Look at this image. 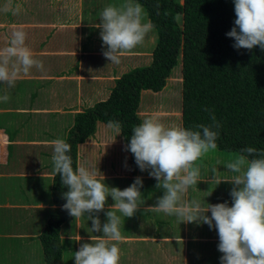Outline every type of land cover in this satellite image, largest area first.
Here are the masks:
<instances>
[{
    "label": "crops",
    "instance_id": "1",
    "mask_svg": "<svg viewBox=\"0 0 264 264\" xmlns=\"http://www.w3.org/2000/svg\"><path fill=\"white\" fill-rule=\"evenodd\" d=\"M50 1L12 0L13 7L16 4L22 6L19 15L0 10V48L7 45L11 32L22 26L27 32V46L36 58L43 60L45 57L44 70L33 68L29 74H22L14 88L0 82V97L5 94L10 97L7 102L0 100V264H45L40 234L55 208L51 192L55 173L50 142L57 138L65 140L72 126L71 114L73 123L77 111L105 100L114 86L115 78L134 67L149 64L157 38L154 29L149 34L148 42L125 53L119 64H113L103 59L105 46L100 37L101 29L96 27L100 20L89 23L80 17L84 12L88 13L89 2L55 0L51 5ZM6 3L7 0H0V9ZM92 31L94 36L91 39ZM83 40L90 41L88 46ZM91 43L94 44L92 48ZM141 56H145V62L140 63ZM98 57L99 65L109 64L108 68L99 72L90 71L88 67L92 65V58ZM74 65V71L67 72V67ZM82 90L88 92L87 97H82ZM140 102L138 113L143 114L147 111L141 109ZM179 114L181 116V110ZM106 125L98 123L95 136L78 145L77 164L96 168L97 162L100 163L97 152L101 150L96 149L90 156L86 144L92 143L98 147L103 146L100 139L105 143L116 140L117 146L121 145L115 148L116 153L121 151L123 164L129 169L98 170L105 177V182L122 187L130 186L136 177H141L143 199L154 200L142 208L150 210L157 200L153 191L159 189L146 188L144 182L155 178L149 176L150 169L142 172L139 167L131 169L125 164L124 152L127 158L128 153L124 150L121 137ZM216 150L218 153L211 155L221 162L214 166L218 171L213 173V167H206L198 161L201 181L189 189L184 199H195L205 204L227 201L231 206L229 193L233 185L225 180H230L233 174L226 170L224 164L236 155ZM222 153L227 155L223 157ZM93 156L95 161H91ZM218 188L216 198L219 200H216L213 195ZM148 194L151 198H148ZM113 204L107 202L105 210H109ZM98 215L101 224L107 221V217L102 218V212ZM169 218V233H135L133 226L122 233L119 247L123 256L120 264H220L223 254L218 251L219 236L215 228L210 229L203 223H184L180 219L173 226L174 221L170 216L165 222L167 226ZM91 227L92 221L86 215L75 219L68 214L59 228L63 247L62 264H74V253L80 245L94 242L96 236L102 235V232H92ZM142 256L147 262H142Z\"/></svg>",
    "mask_w": 264,
    "mask_h": 264
},
{
    "label": "clouds",
    "instance_id": "2",
    "mask_svg": "<svg viewBox=\"0 0 264 264\" xmlns=\"http://www.w3.org/2000/svg\"><path fill=\"white\" fill-rule=\"evenodd\" d=\"M0 10L19 15L22 6L13 7L12 0H7ZM234 11V26L226 33L234 39L233 47L252 50L259 46L264 51V0H234ZM144 16L143 6L132 0L104 7L96 27L101 29L103 56L107 60L119 64L125 53L145 42L155 25ZM26 41L27 32L21 26L11 32L7 45L0 48V82L9 88H14L17 79L33 68L44 70L43 61L36 58ZM9 99L7 94L0 97L3 102ZM210 120L207 126L200 124L189 129L180 125L165 126L157 118H146L133 127L130 143L124 150L133 154L140 171L150 169L149 176L157 181L155 187L163 189V195L150 207L151 211L176 216L184 223H203L210 229L215 228L219 236L218 251L223 254L220 264H264V150L245 147L224 164L233 174L230 180H225L233 185L229 193L231 206L227 201L205 204L184 199L189 189L201 181V167L197 162L218 147L221 124L214 113L210 114ZM106 127L117 135L123 131L119 121L109 120ZM50 143L53 171L60 174L62 184L68 188L62 194L66 200L62 208L75 219L86 215L92 221L91 231L102 232L94 242L80 245L74 253V264H120L123 252L119 242L123 237L121 216L117 212L132 217L139 211L142 178L136 177L123 190L110 187L97 167L81 164L73 167L70 143L62 138ZM217 171L216 167L212 168L213 173ZM108 197L114 204L105 212L107 221L101 224L98 214L105 210Z\"/></svg>",
    "mask_w": 264,
    "mask_h": 264
},
{
    "label": "trees",
    "instance_id": "3",
    "mask_svg": "<svg viewBox=\"0 0 264 264\" xmlns=\"http://www.w3.org/2000/svg\"><path fill=\"white\" fill-rule=\"evenodd\" d=\"M155 25L156 43L149 64L134 67L115 78L108 97L77 111L65 141L77 166L78 145L95 136L98 123L119 121L125 146L138 113L143 90L160 91L180 62L181 126L209 125L210 114L220 122L217 149L240 154L245 147L264 150V51L235 49L226 35L236 19L234 0H135ZM207 108L208 111L204 109ZM128 159L137 168L130 151ZM68 188L54 174L51 192L55 204L40 234L45 264H62L60 225L68 212L62 194Z\"/></svg>",
    "mask_w": 264,
    "mask_h": 264
},
{
    "label": "rangeland",
    "instance_id": "4",
    "mask_svg": "<svg viewBox=\"0 0 264 264\" xmlns=\"http://www.w3.org/2000/svg\"><path fill=\"white\" fill-rule=\"evenodd\" d=\"M50 2H51V5H53L52 3L55 2V0H51ZM86 2H89L90 9H89L87 14H86V12H84L83 14L80 15V17L89 23H93L97 19L100 20L99 19L100 13L104 9L105 6H107L109 4L119 5L121 3L126 2V0H87ZM132 2L137 3L135 0H132ZM144 13H145L144 19L146 20L147 15H146L145 9H144ZM89 31H90V29H89ZM93 36H94V31H92V36H90V38L92 39ZM148 40H149V35L146 38L145 42H148ZM83 42L86 44V46H88V42H90V41H88V40L84 41L83 40ZM93 46H94V44L91 43L90 47L92 48ZM144 57L145 56H141L140 63H141V61L145 62ZM103 59L105 61L107 60L105 57H103ZM42 61H43V63H45V57H43ZM91 64H92L91 67H88V69L90 71H93V72H99L101 70H106L108 68V65H109V64L106 65L105 63H103L100 66L99 65L100 64L99 57L95 58V59L92 58ZM74 67H75V65L73 67H70V66L67 67L68 68L67 72H69V73L73 72ZM180 76H181L180 62H178V64L173 69L171 76L167 79L165 86L160 91L153 92L151 90H143L141 92L142 95H141L140 107L143 111H147V112H143V114H140L141 121H143L144 119L149 118V117H154V118L159 119L162 123H164L165 126H173V125H180L181 126V116L179 114V112L181 110V83H180L181 77ZM82 93H83V96H82L83 98L87 97V95H88L87 91L82 90ZM72 97L73 96H70V98H72ZM83 101H82V103H83ZM93 104L94 103H91L89 106H91ZM89 106H87V107H89ZM148 111L155 113V114H151ZM60 117L62 118L63 115H60ZM62 123H63V121H62ZM70 124H73L72 123V114H71V123ZM113 141L105 143L103 140L100 139V142L105 147H103V146L95 147L96 144H92V143L86 144V148H87L86 151L88 152L87 154L90 156H92V154H94L96 149H97V151L99 149L101 150V151L97 152V154L99 155L97 157V159L100 160V163L97 162V167H98V169L102 170V172H103V170L108 171L109 169H110L109 171H111V170L115 171L117 168H119L120 170H128L129 169L128 167H125L123 164V159L121 157V151L119 153H116L115 148H120L121 145L117 146L118 144L116 143V140H113ZM83 146H85V145H83ZM110 148H113L111 152H109ZM211 153L215 154L218 152H217V150H213V151L209 152L201 160V162L204 163V166H206V167H214L217 164V160H215L214 155H211ZM224 153H226V152H224ZM97 154H95V155L97 156ZM124 155H125L124 157H126L125 161H124L125 164H128V166L131 169H135V168H132L130 166L129 160L127 158V154L125 152H124ZM221 155L224 157L227 154L222 153ZM233 155H237V154H233ZM233 157H235V156H233ZM91 161H95V157L93 159H91ZM133 182H134V180L132 181V183ZM105 183L110 187H118L121 190L126 188V186L122 187V186H119L117 184H112V183H108V182H105ZM156 184H157V181L153 180L152 178L146 179V181L144 182V185L146 186V188H148V186L155 188ZM127 185H130V182H127ZM157 189H159V190L153 191V194H154L156 199L163 195V189H160V188H157ZM221 191H223V190H221ZM218 192H219V188L214 192V195H213L216 200H219V198H216V195L218 194ZM148 198H151V196L149 194H148ZM141 199H143V197ZM150 201H154V200L151 199ZM150 201L147 200L146 198H144L142 200V203L140 204L139 211H137L134 214V216H132V217H124L121 213L117 212V215L121 216V224H123L122 227H120L121 233L127 232V230H130V228L132 226H133V228H135V233L165 234V233H169L171 231V229L169 228V221L171 220L170 218L168 219V226L165 225V222H167L166 219L168 218L169 215H166L165 213H162V212L157 213V212L142 208L144 206V204H146V203L151 204ZM107 202L108 203H111V202L114 203V201L112 200L111 197H108ZM106 211L107 210H104L102 212V218L106 217V215H105ZM170 217L172 218L173 216H170ZM172 221H174V223H175V224L173 223V226H176V224L179 223V218L174 216L172 218ZM205 258H207V256ZM142 262H147L146 260H144V257H143Z\"/></svg>",
    "mask_w": 264,
    "mask_h": 264
}]
</instances>
